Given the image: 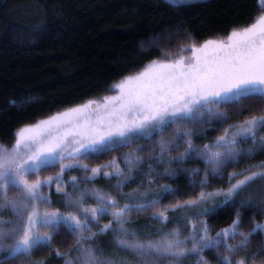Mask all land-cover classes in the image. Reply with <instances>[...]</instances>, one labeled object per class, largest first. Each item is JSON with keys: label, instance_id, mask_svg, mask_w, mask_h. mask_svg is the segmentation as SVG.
Wrapping results in <instances>:
<instances>
[{"label": "trees", "instance_id": "obj_1", "mask_svg": "<svg viewBox=\"0 0 264 264\" xmlns=\"http://www.w3.org/2000/svg\"><path fill=\"white\" fill-rule=\"evenodd\" d=\"M258 7L259 0H0V144L9 149L19 129L113 95L114 85L140 73L153 61L247 26L259 15ZM219 109V119L201 131L197 132V122L184 127L172 125L164 133H153L130 146L117 145L114 151L90 153L80 159L89 168L116 161L123 171L119 178L99 175L89 180L91 174L83 168L65 171V192L75 201L82 197L84 207H96L97 192L112 196L121 206L144 205L132 207L125 222L127 236L116 225L108 232L99 231L111 217H101L98 223L90 224L97 235L83 248H92L100 260L132 264L124 255L134 259V252L120 244L115 246L114 237L118 243L121 239L145 243L158 241L173 230L180 236L188 234L191 241L193 226L202 230V225L211 237H216L232 224L238 212L239 231L245 234L257 224H264V181L254 182L246 192L226 203L225 197L219 195L185 205L198 199L201 192H226L230 184L243 179L250 170L264 166V147L242 139L234 159L215 172H205L204 158L198 152L204 150V145L214 143L224 129H234L251 116L264 115V100L247 99L239 106L222 105ZM177 129L192 133L191 157L179 159L187 145L177 140L179 150L169 147L163 159H157L161 141L169 140ZM130 155L143 158L129 164ZM58 169V165L49 166L38 176L47 177ZM72 177L76 178L75 184ZM30 178L35 180L36 176ZM164 189L171 191L165 193ZM44 194L52 210L77 214V205L68 203L54 184L46 187ZM157 197V203L151 204ZM178 204L185 206L173 210ZM161 211L166 212L167 220L158 218ZM5 212L4 217H9L11 210ZM78 238L61 225L51 244L38 247L30 259L19 254L20 258L6 260L9 254L4 253L0 264H63L65 256L77 264ZM241 239L238 236L229 243L238 245ZM57 251L62 255L57 256ZM226 254L221 245L219 250L205 249L202 256L207 264H218ZM241 258H246V263L264 262V232L249 236L248 244L233 257ZM185 260L184 264H196L199 257L192 255Z\"/></svg>", "mask_w": 264, "mask_h": 264}, {"label": "snow or ice", "instance_id": "obj_2", "mask_svg": "<svg viewBox=\"0 0 264 264\" xmlns=\"http://www.w3.org/2000/svg\"><path fill=\"white\" fill-rule=\"evenodd\" d=\"M259 15L247 26L233 29L226 39H209L197 47L191 44V55H185L187 49L167 61H153L140 73L126 77L113 86L118 94L106 96L102 101H88L76 108L41 121L36 125L19 129L15 134V143L11 149L0 144V252H8V257L30 259L38 247H46L53 241L61 225L65 226L76 240L77 264H114L113 261H102L92 248H83L85 242L91 241L97 233L92 232L90 224L98 223L101 217H111L108 224L100 228V232L113 230L118 226L121 234L127 236L126 219L132 207H144L120 202L108 194H95L96 207H84L83 198L71 199L65 192L63 176L66 170L83 168L91 175L89 180L99 175L119 178L123 171L116 161L102 167L89 168L86 164L65 163L87 158L90 153L114 151L117 145L130 146L140 138L151 137L153 133H164L172 125L183 123H206L207 118L219 117L222 105L239 106L247 99L264 100V0H259ZM95 105V108H93ZM103 109V112L100 110ZM91 110V113H89ZM75 117V118H73ZM264 115L251 116L234 129H224L214 144L204 145L198 155L205 159L213 172L238 155L241 140H251L255 146L264 147ZM192 133L177 129L167 141L162 140L159 148L163 159L169 147L179 150L180 140L187 145L179 159L190 158L194 151L191 140ZM142 151V149H138ZM140 155H130L129 164L142 159ZM58 165L60 172L56 176L35 179L42 169ZM235 176V174H233ZM264 181V166L259 170H250L243 179L230 184L226 192L203 193L199 198L185 202L195 205L214 196L223 195L225 203L247 191L256 181ZM75 184L76 178L72 177ZM56 185V191L63 193L70 204H76V213L63 215L61 212L48 210L49 198L44 189ZM264 187V185H262ZM19 193L9 199V192ZM165 193L171 189H164ZM157 199L151 204L157 203ZM178 204L173 210L184 207ZM44 209L41 211V209ZM11 209L13 218L5 222L2 213ZM161 220H167L166 212L158 214ZM8 227H5V224ZM241 217L239 212L232 224L211 237L206 226L196 230L191 237V247L178 238V233L155 242H139L121 239V248L133 251L149 259L161 256L171 258L174 264L189 255L199 257L197 264H207L202 253L205 249L223 251L218 264H246V258L234 260L238 250L248 244L249 236L257 231L264 232V224H257L247 234L239 231ZM87 233V235H85ZM241 237L240 243L234 245L229 240ZM57 256L62 253L56 252ZM65 264H73V260L65 256Z\"/></svg>", "mask_w": 264, "mask_h": 264}, {"label": "rangeland", "instance_id": "obj_3", "mask_svg": "<svg viewBox=\"0 0 264 264\" xmlns=\"http://www.w3.org/2000/svg\"><path fill=\"white\" fill-rule=\"evenodd\" d=\"M173 2H177V1H181V0H172ZM227 38V36L226 37H223V39H226ZM220 39V38H219ZM200 45H202V44H200ZM200 45H196L197 47H199ZM184 49H187V51L185 52V55H188V56H190L191 55V49H190V47L188 48V47H186V48H184ZM180 54V53H179ZM179 54H177V55H179ZM177 55H167V56H165L162 60H159V61H167V60H170V59H173V58H175ZM146 69V68H145ZM144 69V70H145ZM119 84V83H118ZM116 94H118V90H116V92L113 94V95H116ZM112 96V95H111ZM98 101H102V100H98ZM76 108V107H75ZM93 108H95V105H93ZM73 109V108H72ZM68 110H70V109H68ZM68 110H66V111H68ZM66 111H64V112H66ZM101 112H103V109H101L100 110ZM218 111L221 113V110L220 109H218ZM64 112H62V113H64ZM89 113L90 114H92L93 116L95 115L94 113H91V110H89ZM61 114V113H60ZM58 115V114H57ZM54 116H56V115H54ZM53 117V116H52ZM51 118V117H50ZM49 118V119H50ZM73 118H75V117H73ZM219 119V117H214V118H207L206 117V120H207V122L206 123H201V122H197L196 123V125L199 127L198 128V130H197V132L198 131H201V129H203L205 126H208V127H211V125H213V123H214V121L215 120H218ZM48 120V119H47ZM208 124V125H207ZM36 125V124H35ZM181 126H179V127H184L185 125H186V123H183V124H180ZM210 125V126H209ZM32 126V125H31ZM259 135H264V134H259ZM249 141V140H248ZM215 143V142H214ZM214 143H212V144H214ZM211 143L210 144H207V145H212ZM14 145V144H13ZM12 147V146H11ZM11 147L9 148V149H11ZM202 149H204V148H202ZM203 151V150H202ZM201 152V151H200ZM202 158V157H201ZM203 159V158H202ZM203 161H205V159L203 160ZM65 163H73V164H75V163H79V164H86V163H84L83 161L81 162V160H79V161H73V160H68V161H65ZM87 165V164H86ZM99 167H102V166H99ZM94 168V167H93ZM60 172V167H59V169L55 172V173H50L49 172V174L47 175V177H49V176H53L54 174H58L59 172ZM58 172V173H57ZM205 172L207 173V172H213V170L211 169V167L206 163V161H205ZM55 175V176H56ZM47 177H40V176H36V178L35 179H37V178H39V179H45V178H47ZM54 177V176H53ZM29 180H30V182H33L34 180H31V178L29 177ZM55 185V184H54ZM55 187H56V185H55ZM19 195V193H17V192H14V193H12L11 195L9 194V199H14L16 196H18ZM46 195V194H45ZM72 199V198H71ZM67 200H68V198H67ZM73 201H75L74 199H72ZM8 210H11V209H8ZM44 209L42 208L41 209V211H43ZM48 210H50V211H56V210H52L51 209V207L49 206V208H48ZM5 210H3V213H2V219L5 221V222H8V221H11L12 220V218H13V213H12V210H11V212H10V216L9 217H4V215H5ZM63 215H65V216H67V215H69V214H74L73 212H71V213H62ZM8 215V214H7ZM5 227H8L9 225L6 223L5 225H4ZM200 230V229H199ZM172 233H174V231L172 230L171 232H169V233H166V234H163L162 236H161V239H159L158 241H161V240H164V239H167V238H169L170 237V234H172ZM123 235V234H122ZM188 237H189V235L188 234H182V236H180V235H178V238L180 239V240H182V241H185V243L187 244V246L188 247H191V241H188ZM191 237V236H190ZM157 238H159V237H157ZM156 238V239H157ZM124 240H126V239H124ZM113 241H114V244H115V246L117 245V244H119L118 243V239H117V237H114L113 238ZM133 241V240H132ZM135 241V240H134ZM147 242H149V241H146L145 243H147ZM151 242H155V241H151ZM4 253H8L7 251H5V252H0V255H3ZM133 255H134V259H133V257H130L128 254L127 255H124L125 256V259H129L130 260V262H133V263H135V264H144V261H145V258L144 257H141L139 254H137V253H133ZM190 257L192 256V255H189ZM189 256H187V257H183V258H181L180 259V262H179V264H184L185 263V259H188L189 258ZM102 261H107V259H105V258H103L102 259ZM197 261V260H196ZM140 262V263H139ZM161 262H163V264H174V262H173V260L171 259V258H168V257H164V256H161V257H159V258H155V259H149L148 260V264H160ZM132 263V264H133ZM33 264H35V263H33ZM63 264H65V262H63ZM196 264H197V262H196ZM246 264H264V262H252V263H246Z\"/></svg>", "mask_w": 264, "mask_h": 264}]
</instances>
